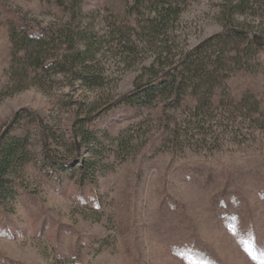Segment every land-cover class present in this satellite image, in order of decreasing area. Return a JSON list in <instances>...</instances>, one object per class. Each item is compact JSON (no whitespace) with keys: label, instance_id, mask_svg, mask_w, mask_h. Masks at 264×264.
Returning <instances> with one entry per match:
<instances>
[{"label":"rangeland","instance_id":"rangeland-1","mask_svg":"<svg viewBox=\"0 0 264 264\" xmlns=\"http://www.w3.org/2000/svg\"><path fill=\"white\" fill-rule=\"evenodd\" d=\"M56 1L0 0V264H264V0H173L205 76L130 103L148 0Z\"/></svg>","mask_w":264,"mask_h":264},{"label":"trees","instance_id":"trees-1","mask_svg":"<svg viewBox=\"0 0 264 264\" xmlns=\"http://www.w3.org/2000/svg\"><path fill=\"white\" fill-rule=\"evenodd\" d=\"M62 1L63 0H57L56 2L62 4ZM226 1L229 4L230 3L232 4L236 12H241L246 0H226ZM142 2H143L142 0H135L134 3L129 8V13L134 14L133 11L137 9L138 6L142 4ZM144 6H146L148 9L147 18L144 22V25L141 27L140 32L141 34H143V37L149 38L145 42H149V44L150 43L153 44L156 48V52H155L156 55L155 58L153 59L152 67H154V63L159 62V60H161V63L159 64V68H160L158 70L159 75H157V73L153 74L155 77L154 80H149L144 84L137 85L135 87L134 92L126 98V101L129 103L135 101L143 102V100L146 101V98L150 99L152 95L153 94L155 95L157 92L158 94L168 93L170 95L175 94V96H177L180 89H182L187 85L191 76H194V78L195 77L203 78L205 76V72L202 70V68L196 67L195 65L196 54L194 53L188 55L186 54L184 55V57L179 58L178 60H174L173 58L175 54L170 55L168 53L171 50L170 48L171 41L169 38L170 26L172 25V22L178 20L182 12V8L179 6V4L173 0H148L147 3L144 4ZM228 30L230 32L228 34L217 33L211 38L214 37L220 38L222 36H232L234 38H241L244 37L246 33L245 30L236 27H230ZM14 34L15 31L14 30L11 31L12 42H14V38H15ZM25 37L27 38V40H33V37L28 36L27 34H25ZM255 37L256 40L264 41V38L259 35L257 36L255 35ZM141 41L143 40L141 39ZM65 43H68L67 39ZM136 46H137L136 44L133 45L132 51H135ZM35 49L36 48L29 51L25 49L24 56L27 57L29 56V58H31L33 55H35L34 53ZM86 49H88V44L87 46L85 45V50ZM36 56L37 57H35L34 59L35 66L41 65L42 61H40V58H38L39 55L36 54ZM162 57L166 58L164 59L165 62H163ZM13 68L14 65L11 66V70H13ZM190 72H194L195 75H190ZM194 110L200 112L202 108L200 105H197L194 108ZM2 137H3V144L1 143L0 145V191L3 190L5 186L3 185L2 175L4 174L6 167H8L9 163L18 156V153H16V148L14 146L15 139L8 142L6 140V136L4 132H2ZM250 241L251 242L248 247L249 250L253 249L254 252H258V250H256L255 240H252V238H250Z\"/></svg>","mask_w":264,"mask_h":264}]
</instances>
